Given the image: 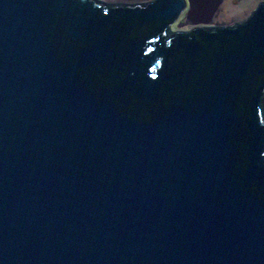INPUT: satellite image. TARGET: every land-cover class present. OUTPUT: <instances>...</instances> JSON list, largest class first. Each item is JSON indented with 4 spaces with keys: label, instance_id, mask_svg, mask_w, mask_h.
Returning a JSON list of instances; mask_svg holds the SVG:
<instances>
[{
    "label": "water",
    "instance_id": "obj_1",
    "mask_svg": "<svg viewBox=\"0 0 264 264\" xmlns=\"http://www.w3.org/2000/svg\"><path fill=\"white\" fill-rule=\"evenodd\" d=\"M185 7L0 0V264H264V2Z\"/></svg>",
    "mask_w": 264,
    "mask_h": 264
},
{
    "label": "rangeland",
    "instance_id": "obj_2",
    "mask_svg": "<svg viewBox=\"0 0 264 264\" xmlns=\"http://www.w3.org/2000/svg\"><path fill=\"white\" fill-rule=\"evenodd\" d=\"M101 1L112 3L114 0ZM153 1L154 0H149L147 2L151 3ZM184 1L186 3L184 11L169 27L170 31L173 33H189L194 29L233 26L247 19L256 7L264 2V0H226V3H229V9L226 10V8L222 7V5L225 4V0H220V2L214 6L213 12L209 16L204 13L198 16L193 13H191L192 15H188L191 10V4L189 0ZM197 17H200L199 20H197Z\"/></svg>",
    "mask_w": 264,
    "mask_h": 264
},
{
    "label": "flooded vegetation",
    "instance_id": "obj_3",
    "mask_svg": "<svg viewBox=\"0 0 264 264\" xmlns=\"http://www.w3.org/2000/svg\"><path fill=\"white\" fill-rule=\"evenodd\" d=\"M97 1H101V0H97ZM142 1H145V2H142ZM147 1H149V0H114L113 1L114 3L113 2L112 3H110V2L107 3V2H103V1H101V2H103L105 4H108L110 6H124V5L145 4ZM155 1H157V0H154L153 2H155ZM147 3H149V2H147ZM198 16H200V15H198ZM197 18L196 19L199 20L200 17H197Z\"/></svg>",
    "mask_w": 264,
    "mask_h": 264
},
{
    "label": "bare ground",
    "instance_id": "obj_4",
    "mask_svg": "<svg viewBox=\"0 0 264 264\" xmlns=\"http://www.w3.org/2000/svg\"><path fill=\"white\" fill-rule=\"evenodd\" d=\"M145 2V1H144ZM147 3V2H146ZM124 5V4H123ZM222 7L229 9V3H226V0H225V4L222 5ZM219 23V22H218ZM212 28H221V27H212ZM207 29V28H206ZM179 33H183V32H179Z\"/></svg>",
    "mask_w": 264,
    "mask_h": 264
}]
</instances>
